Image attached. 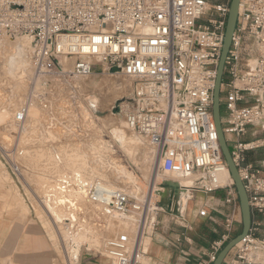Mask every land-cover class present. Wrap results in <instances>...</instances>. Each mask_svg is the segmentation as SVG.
I'll return each mask as SVG.
<instances>
[{"label": "built area", "instance_id": "2783aa9c", "mask_svg": "<svg viewBox=\"0 0 264 264\" xmlns=\"http://www.w3.org/2000/svg\"><path fill=\"white\" fill-rule=\"evenodd\" d=\"M228 9L229 0H0V40L26 39L37 74L58 79L121 75L130 80L118 114L158 155V170L197 175L192 186L179 185L192 192L188 202L194 193L224 189L223 232L201 250L197 264H211L240 222L231 178L225 184L216 178L227 165L212 117ZM67 63L70 71L65 70ZM221 92V129L251 216L248 233L223 264H264V159L246 160L247 152L264 146V138L254 131L245 140L253 125L264 131V0H239ZM16 119L23 120L22 111ZM61 181L62 186L67 180ZM79 186L93 202L131 222V232L105 239L106 256L115 264H145V240L165 210L160 198L98 191L95 184L80 181ZM172 209L169 205L168 211ZM206 215L205 208L197 209L196 216ZM72 260L76 263L77 256Z\"/></svg>", "mask_w": 264, "mask_h": 264}, {"label": "rangeland", "instance_id": "374dc122", "mask_svg": "<svg viewBox=\"0 0 264 264\" xmlns=\"http://www.w3.org/2000/svg\"><path fill=\"white\" fill-rule=\"evenodd\" d=\"M35 68L33 66V71L31 70L30 75L28 74L31 76L30 78H35L32 80L33 86L37 79L34 75L37 72ZM26 79H29L27 75ZM42 79L51 80V88L53 89L51 93H53L56 99L63 96L75 101L76 96H78L77 100L79 102L76 107L78 114L75 118L70 117L68 121L62 118L53 119L52 116L50 117V114H47V118H44L46 119L44 120L41 116L46 114L47 111L42 109L38 111L37 108L39 107V101L49 102L47 98L48 92L45 90L46 92H43L42 95L41 92H35L30 85L19 95L22 87L18 77L10 76L8 72L0 67V97L6 99L3 102V108L0 105V110H4L3 112L6 113V116L4 113L0 115V118H2L0 119V146L5 145L3 147L6 148L7 152L4 154V150H0V171H3L5 174L4 182L6 184L5 193L3 194L6 197V190H11L13 193L10 200V211L15 208L14 210L19 211L21 214H35L41 223H43V227L50 234L55 245L56 253L59 256V264H67L68 260H70L71 264H78L81 256L84 260L88 255L95 257L98 261L105 264H110L106 258L104 242L102 243V240L113 235L114 231H117L115 234L122 232L121 226L123 227V225L119 219L120 216L114 211L108 212L106 216L105 213L100 214L101 219L105 216V224L103 223L105 229L100 233L101 236L99 237L101 240L92 241L89 244L87 240L92 235L95 237L94 234L103 228L101 227V222L92 221L98 215L95 214L96 216L93 215L91 217L90 214H87V211L84 209V198L83 204L77 205V202H75L73 204L75 207L72 209L68 206L74 201V194L72 192L76 190L73 186H69V189H66V191H60L58 188L60 184L57 185L54 182L53 190L48 191L41 189L42 184L56 176H62L63 171L65 173L70 172L69 175H66L68 179H71L74 173H79L81 177L93 180V170H95L97 173L105 176L108 182L115 184L121 190L135 194L139 192L140 195H137L142 196L149 189L155 175L153 173L155 164L154 152H152L151 147L143 138L139 137L135 131L125 125L123 118L118 114V104L121 100L128 97L130 92L126 91V86L118 91L112 89L111 85L108 84L109 77L105 74H92L90 77L77 79L82 82L84 86L82 88L85 91L76 89L74 85L76 79L70 80L67 78L69 80V82L66 81L67 84L69 83L68 85L72 87L67 85L68 88H63L62 90L61 85H59L60 79L50 75L43 76ZM120 79L121 81L123 80L122 78L117 80ZM29 80L31 81V79ZM38 82H40V79ZM122 82V84L126 83ZM15 84L16 88L13 87ZM63 93H68L69 95H63ZM13 95L18 96L16 97V101H14ZM223 97L224 94L221 92L222 114L224 113V106L222 105ZM92 99L95 101H91ZM9 105L12 109H9ZM48 105L49 103L45 107ZM31 106H34L35 109L30 110ZM23 108L29 109L28 114L35 115H28L26 121L13 123L12 118L14 113ZM70 113L73 114V112ZM58 123H61L59 124L61 126ZM6 130H9L11 133V142L4 144L1 137L2 132ZM254 131L257 138H264V131L260 130L258 124L249 127L245 136L248 139H252ZM136 136L137 138L132 139V137ZM100 137L103 139L101 146H99ZM249 152L246 153V158L247 155L250 156L249 161L251 162L264 159V146ZM16 165L19 166L18 169L15 168L17 167ZM121 172H125L127 179L120 178L121 175L119 173ZM158 173L160 175L157 177L158 181H155L156 183L153 188L155 194V190L160 187L159 183H161V180L168 179L171 176L162 173L160 170H158ZM134 183L136 184L134 185ZM46 192H48L46 199L50 201V204L52 203V206H54L53 204L59 206L56 209L59 213H63L66 217L67 215H71L72 210H75L74 213L80 215L72 226L70 225L73 221L70 222L71 224L69 223L70 225L65 226L63 231L67 234L65 238L62 236V233H59L53 227L54 224L44 215L38 203L37 199L41 201L45 200L43 195ZM59 192L60 194L62 192L66 193L61 194V196L56 195ZM216 194L222 197L224 189L216 191ZM195 195L194 193V199L195 197H197L196 199L202 197L201 193H197V196ZM156 198H160L161 200L160 194H157ZM48 200L47 202H49ZM178 201L180 202L179 199ZM79 209H81L80 212H76ZM23 210H26V212H23ZM235 214L240 222L233 236L241 230L240 210L237 209ZM85 217L87 220H85ZM94 224H99V228L94 226ZM119 225H121L120 228ZM128 225L130 226L124 228L126 230H123V232H131V223ZM97 237L95 238L97 239ZM145 241L148 242V239ZM73 255L77 256L76 263L72 260Z\"/></svg>", "mask_w": 264, "mask_h": 264}, {"label": "crops", "instance_id": "0c3cea01", "mask_svg": "<svg viewBox=\"0 0 264 264\" xmlns=\"http://www.w3.org/2000/svg\"><path fill=\"white\" fill-rule=\"evenodd\" d=\"M16 84L13 87L16 88ZM13 97L16 101L18 96ZM9 109H12L10 105ZM0 112H2L0 115L4 113L1 110ZM12 122L17 123L14 115ZM100 139L99 146L103 144V139L101 137ZM245 140H249L248 137H245ZM249 159L250 156L247 155V161ZM69 174L70 172L65 173L63 177L56 176L50 179L42 184L41 189L53 190L54 182L61 185V180L67 179L65 175ZM0 175V264H59V256L56 253L50 234L37 216L32 213L21 214L19 211L14 210L15 208L14 211H10V194L7 198L3 194L6 189L5 174L0 171ZM162 190L163 188L160 187L159 194ZM12 195L13 193H11ZM214 195H217L216 192L201 193V198L196 199L197 197H195L185 207L181 206L178 200L168 198L167 202L160 200L165 210L158 214L157 225L151 236L147 238L148 242L145 243L147 250L145 264H197L201 259V250L207 248L223 232V218L227 207L225 208L223 203V196ZM195 196H197V193ZM169 205L173 208L172 212L168 211ZM200 207L206 209L207 215L205 217L196 216V211ZM93 215L91 213V217ZM178 215L184 216L185 221H182ZM85 220H87L86 217ZM92 221H103L102 223L105 224L99 215ZM94 226L99 228L100 225L94 224ZM238 227L239 223L236 222L234 231ZM104 229L105 227L94 234L95 237L98 236L97 239L92 235V238L90 237L87 240L89 244L92 241H99L101 239L99 238L100 233ZM116 232L114 231L113 235ZM106 258L110 264H115L112 259L107 256ZM78 264L105 263L88 255L84 260L81 256Z\"/></svg>", "mask_w": 264, "mask_h": 264}, {"label": "bare ground", "instance_id": "6f19581e", "mask_svg": "<svg viewBox=\"0 0 264 264\" xmlns=\"http://www.w3.org/2000/svg\"><path fill=\"white\" fill-rule=\"evenodd\" d=\"M30 58H31V56H30V50H29L28 42L26 41V39L22 38V39H15V40H0V67L4 71L8 72L10 74V76L12 75L13 77H18L19 82H20V85L22 87L21 90L19 91V95H21L23 93V91L25 89H27L28 86H30V85H31V88L33 87V90L35 92H41V94H42L43 92H46L47 91L48 92L47 98L49 99V102H48L49 105L47 107H45L48 103L45 102V101L44 102L39 101V104H38L39 107L37 108L38 111H40L41 109L47 111L46 114H43L41 116V117H43V119L44 118H47V116H46L47 114H50V117L52 116L53 119H55V118L56 119L57 118L61 119L62 118V119H65V120L67 119V121H68V119L70 117L71 118H75L77 116V114H78L77 111H76V107H77V104L79 102L77 100L78 99V96H76L77 98H75L76 99L75 101H72V99L69 98V97H63V96L60 97L59 99H56L53 96V93H51V91L53 90L51 88L52 87L51 80L42 79L43 76L41 77L40 74H37L38 71H37L36 68L35 69H36L37 72H35L34 75H35V77H37V79H36L35 84L33 86L32 80L35 79V78L32 79V78H30L31 76H29L30 75L29 73H31V70L33 71V64L31 63V59ZM65 66H66L65 67V70L66 71H70L71 70L70 69V67H71L70 64L67 63V64H65ZM26 75L29 77V79H31V81L29 79H26ZM107 76L109 77V80H108L109 83L108 84L111 85L110 87L112 89L118 91L121 88H123V87L126 86V91L127 92L130 91V89H131V82H130V80L128 78H125V77H123L121 75L120 76L119 75H107ZM87 77H90V76H87ZM87 77L72 78L74 80L76 79V82L74 83V85L76 86V89L78 88V89H81L82 91H85V89L82 88V87H84L83 84H82V82H80L77 79H84V78H87ZM116 77L122 78L123 79L122 81H124L126 83L122 84L123 82L121 81V79L120 80H117L119 78H116ZM39 79H40V82H38ZM68 79H71V78H68ZM68 79L65 77V78H62V79L59 80V83H60L59 85H61V90L63 88L64 89H67L68 86L69 87H72V86L68 85L69 83L67 84V82H69ZM43 80H45L46 82L45 81L43 82ZM71 83H72V81H71ZM106 83H107V81H106ZM42 85H44V86H42ZM87 90H88V88H87ZM64 94L65 93H63V95ZM66 94H68V93H66ZM4 100H6V99H4L3 97H0V105L2 106V108H3V102H4ZM91 101H95V100L92 99ZM27 106H29V105H27ZM34 109H35L34 106H31L30 107V110H34ZM2 111H4V110H2ZM18 111H22L23 112V120L18 121L16 119V121L17 122L26 121V119H27V117L29 115L28 114L29 109L28 108H23V109H20ZM18 111L14 113V119L16 118V115H17ZM70 112H73V114L70 113ZM4 114L6 116V113H4ZM54 114H56V115H54ZM33 115H35V114H33ZM30 116H32V115H30ZM0 119H2V118H0ZM44 120H46V119H44ZM59 124H61V123H58V125ZM53 125H55V123H53ZM59 126H61V125H59ZM10 134L11 133L9 132V130H6V131H3L2 132L1 139H2V141H3L4 144L11 142V135ZM135 138H137V136L136 137H132V139H135ZM3 146H5V145H3ZM3 146H0V148H1L0 150H4V154H5V153H7L6 152V148H4ZM20 152L23 153L22 150H20ZM152 152H154L153 149H152ZM154 157H155V164H154V169H153L154 172L153 173L155 175H154V178L152 179L153 180L152 183L150 182L151 185H150L149 189L145 193V195H147V196L150 195L151 196V199H156V194L153 192V188H154V185L156 183L155 181L157 180V177L160 175L158 173V170H157V167H159V164H160L159 163L160 161H159L158 155H155V153H154ZM14 162H16V161H14ZM14 166H15V164H14ZM18 167L19 166L15 167V168L18 169ZM63 172H62V177L65 174V172L64 173ZM91 173H92V171H91ZM93 173H94V178H93V180L90 179L91 181L88 180L87 178L81 177L79 173H74L73 174V177H71V179H68L67 178L66 179L67 181L62 186L60 185V187H58V188L60 189V191H66V189H69L68 188L69 186H73L75 188L76 191H73L72 192L74 194V201L68 205L71 209L75 207L73 205L75 202H77V205L83 204V198H84V200H85L84 209H85V211H87V214H90L91 215V213H93L94 215L97 214V215L100 216V214L105 213V216H106L108 212H111L113 210L107 208L106 206L104 207L101 204H98V203L93 202L90 199L87 190L86 189H82L80 186H79L80 188L78 187V182L79 181L82 182L83 185H85V184H88V185L95 184L98 191H111V190H121V189L119 187H117L115 184L108 182L107 181L108 179H106L105 176L97 173L95 170H93ZM119 175H121L120 178L127 179L126 178V175H125V172L124 173L121 172V173H119ZM168 175H171L168 179H171L173 181H176L179 185H182V186H185V187L192 186L193 183H194L195 178L197 177V175L194 174V173H190V174H187V175H178V174H168ZM216 178H217V181H218L219 184H225V183H227L230 180V173L228 171V168L225 167L223 170H221L220 172H218L216 174ZM163 180H161V182ZM135 184L136 183H134V185ZM85 187H87V186H85ZM180 189H181V191H180V193L178 195L177 200L179 199L180 202H181V205L183 207H185L188 204V198L191 197V193L192 192L190 191V189H185V190H182V188H180ZM123 191H125V190H123ZM126 192H129V191H126ZM11 193H12L11 190H9V191L6 190V198L8 197L9 194H10V197H11ZM47 193L48 192H46L43 195V197L45 198V200H42L41 201V200L37 199L38 200V203H39V205L41 207V210L43 211L44 215H46L47 218L49 219V221L52 222V224H54L53 227H55L56 230L59 231V233H62V236H64V238H65L67 236V234L63 232L64 229H65V226L70 225L71 224L70 222L73 221V223L70 225V226H72L74 224V221H77V218L80 215H77V213L75 214L74 213L75 210H72L71 211V215H67L66 216L67 218H66L65 215H63V213H59L56 210V209L59 208V206L57 204H53L54 206H52L51 205L52 203L50 204V201L48 199H46L47 198ZM65 193L66 192H64V194ZM137 194L140 195L139 192ZM56 195H60L61 196L60 192L58 194H56ZM47 200L49 202H47ZM60 201H61V203H63L62 200H60ZM81 209L77 210L76 212H80ZM23 212H26V210L25 211L23 210ZM105 216L102 217L103 220H104V217ZM119 219L122 221L121 223L123 225V227L121 225H119V228L121 226L122 232H123V230L124 231L126 230L124 228H127V226H130L128 224L131 223V222L129 221V217H127V216H124V218L123 217H119ZM101 227H104L103 223H102ZM130 231H131V229H130ZM75 234H76V231H75ZM77 234H78V231H77ZM74 236H76V235H74ZM104 241H105V239L102 240V243Z\"/></svg>", "mask_w": 264, "mask_h": 264}, {"label": "water", "instance_id": "95a60500", "mask_svg": "<svg viewBox=\"0 0 264 264\" xmlns=\"http://www.w3.org/2000/svg\"><path fill=\"white\" fill-rule=\"evenodd\" d=\"M238 6L239 0H230L229 1V9L227 14V20L225 25L224 31V38L223 44L220 52V57L218 61L213 94H212V117L214 120L217 137H218V144L222 153V156L225 160L227 165L228 171L230 173V178L233 182L238 202H239V209L241 215V230L239 233L234 235L225 245L220 249L217 253L215 259L212 261L211 264H223L224 260L233 249V247L238 244L244 236L248 233L250 223H251V216H250V209L248 205V197L243 186V183L240 179L238 170L233 162L231 157V153L229 150V146L227 144L226 138L221 129V104H220V93H221V81L223 77L224 71V61L229 50L231 37L236 25L237 20V13H238ZM161 187L163 188L160 191L161 201L167 202L168 199L177 200L178 195L181 191L179 184L176 181L171 179H164L161 182Z\"/></svg>", "mask_w": 264, "mask_h": 264}, {"label": "trees", "instance_id": "16d2710c", "mask_svg": "<svg viewBox=\"0 0 264 264\" xmlns=\"http://www.w3.org/2000/svg\"><path fill=\"white\" fill-rule=\"evenodd\" d=\"M218 1H221V0H218ZM218 1H213V2H218Z\"/></svg>", "mask_w": 264, "mask_h": 264}]
</instances>
